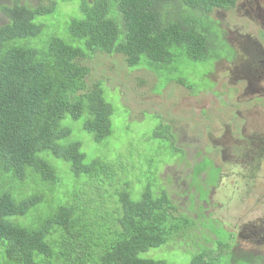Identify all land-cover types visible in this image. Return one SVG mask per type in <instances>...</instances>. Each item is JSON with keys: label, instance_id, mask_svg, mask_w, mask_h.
Returning <instances> with one entry per match:
<instances>
[{"label": "trees", "instance_id": "trees-1", "mask_svg": "<svg viewBox=\"0 0 264 264\" xmlns=\"http://www.w3.org/2000/svg\"><path fill=\"white\" fill-rule=\"evenodd\" d=\"M236 1L80 0V15L57 32L41 19L53 11L54 1H48L51 7L39 2L2 7L8 22L0 25V264H173L144 255L160 250L173 258L176 247L170 248V242L189 252L187 264H264V251L243 245L248 251L238 256L229 240L204 228V220V230L198 236L193 232L212 188L220 198L224 176L239 185L237 161L215 167L211 148L209 153L204 145L193 153L182 148L176 124H164L161 116L153 140H167L181 150L174 164L186 172L188 202L184 192L171 190L169 176L163 183L158 175L169 162L151 174L154 190L147 186L134 198L133 190L140 188L135 189L130 172L137 171L141 159L133 149L122 154L126 168L119 159L101 157H109L107 151L93 149L88 158L81 141L64 140L70 130L61 125L69 116L81 120L96 143L116 140L111 131L115 97L101 79L88 84V60L94 54H117L132 71H147L158 95L172 81L194 90L184 72L194 70L189 62L213 64L214 55H222L218 29L224 28L217 17H225ZM212 72L211 65L213 79ZM136 80L137 87L146 84L144 76ZM121 104L128 123L144 124L148 111L140 112V121L132 120ZM11 179L18 181V189L21 181L33 184L30 194L18 198L6 190ZM64 179L69 187L62 185ZM173 193L182 198L179 203ZM228 233L236 244L234 230Z\"/></svg>", "mask_w": 264, "mask_h": 264}, {"label": "rangeland", "instance_id": "rangeland-1", "mask_svg": "<svg viewBox=\"0 0 264 264\" xmlns=\"http://www.w3.org/2000/svg\"><path fill=\"white\" fill-rule=\"evenodd\" d=\"M13 1L9 3V0H0V23L5 21V16L1 11L2 7L4 5H13L15 3ZM23 1H28L30 5H35L39 2V0H18L21 4ZM48 1L49 0H46L43 4L48 3ZM51 1H54L53 11L51 10L52 12L49 13V15L41 19L51 32L63 31L65 24L70 19L80 15V0ZM240 1L241 0H238V3ZM86 2L89 3L88 0H86ZM259 3L264 8V0H261ZM48 5L51 7L50 2ZM235 10L236 8L232 9L231 12H227L225 17H220L219 20L221 23L228 21L231 26H239L245 29L249 28L248 30H257L259 28L256 18H250L248 12L243 14L242 10L238 9L236 12ZM219 50L220 53L224 55L228 47L224 43ZM189 63L195 64V66H192L194 70L191 72L185 71L184 73L194 90L190 91L172 81L170 82L168 91L164 90L158 95V88H152V83L155 82V79L153 77H148L147 71H132L126 67V64H123L121 56L117 54H94L92 58L88 60V64L91 67V72L88 76V84H91L97 79H101L102 84L111 91V95L115 97L112 105L111 131L117 134L116 140L114 143L106 139L102 143H96L93 135L82 129L81 120H74L69 116L61 120V125L68 127L70 130L69 136L64 140L75 139L81 141L82 149L85 150L88 158L94 155L90 153L93 149L98 150V152L107 151L109 157L103 155H101V157L110 161L114 160L115 162L119 159L122 168L128 167L125 158L122 156L124 150L133 149L134 157L141 159L138 163L137 171L130 172V181H135V189L140 188L138 191H135L131 186L134 191V198H138L139 192L147 186H150L152 190H154L153 185L156 184V182L154 183L152 180L151 174H153L155 170H160L159 167L161 163H173L168 166L163 165L158 175L163 183L165 175L167 178L169 176L172 184L171 190L173 192L180 191L179 195L184 192V202H186L187 189H184V185H182V182L186 181V177H184L186 172L183 167H177V165L174 164L176 156L180 157L181 150L170 146L171 143L167 140H153V129L159 122H163L161 116L164 118V124L165 122L176 124V128H178L181 136L178 145L188 149L191 153L195 151L196 147L199 149L200 146L204 145L203 150L209 153L208 149L211 148V146L205 144L217 143L219 130L222 129V124L230 120H234L237 123L232 114L233 109L239 107L242 110L246 105L251 106L252 104L249 102L238 104L229 94L231 92V85L226 82L224 78H217L214 76L213 79L215 80H213L212 77H210L211 60L210 62L202 61L200 63ZM160 75L164 77L163 72H161ZM138 76H144L146 78V84L142 87L136 86V84H138L136 80ZM210 78L216 83L214 88L211 87L213 82ZM203 88H205L204 91L194 94V91L197 92ZM120 101L129 109V119L140 121V112L142 110L148 111L149 113L146 114L144 124L142 125L141 122L128 123L126 121V111ZM252 102H254V100H252ZM261 103L264 105L263 101H261ZM151 111L159 115H154L150 113ZM206 130L209 131L211 137L214 136L213 132L216 133L217 138L215 141L207 137ZM109 137L110 135L108 138ZM191 153L189 156L190 159L192 158ZM173 176H178L176 182L172 179ZM222 182H224L225 185L222 188L221 199L214 195H210L208 203H203L204 209L200 211L203 217L195 222L193 232L198 236L204 228H210L221 240H229L233 246V250L238 256L245 254L248 249L256 253H261V248H263L264 251V244L255 242L257 236H253L252 238H254V240H250L248 243L240 238V240L243 241H235V244L230 238L232 233L228 232L233 231L236 225L247 221H254V219L259 217L261 212L264 211V206H261L264 205L263 198H261L262 201L260 203H255L256 201L254 199L259 195L249 193L246 196L243 183L240 182L239 185L234 186L233 180L227 176L222 178ZM17 183L18 181H13V179L7 181L5 186L6 190L12 192L18 198L30 194V188L33 187V184L21 181L18 189ZM62 185H68L67 187H69L65 179L62 180ZM62 190H64V186L57 194L60 197L64 195ZM234 190L242 196H237ZM173 196L177 199L178 203L182 200V198H179L175 193H173ZM45 210H42L41 214H43ZM192 213L194 217H196L195 212ZM202 220H204L202 225L206 226L204 228L200 225ZM258 226H262V224ZM248 230L250 229H247V234ZM243 245H248V249ZM169 246L170 248L173 246L176 247L173 248L174 252H171L173 258L168 257L166 252L165 254L160 250H148L144 255L147 257L153 255L160 260L167 258L168 260H173V264H187V259L190 256L189 252L182 251L181 245L176 243L170 242ZM252 251L251 253H253ZM263 251L261 254H263Z\"/></svg>", "mask_w": 264, "mask_h": 264}, {"label": "flooded vegetation", "instance_id": "flooded-vegetation-1", "mask_svg": "<svg viewBox=\"0 0 264 264\" xmlns=\"http://www.w3.org/2000/svg\"><path fill=\"white\" fill-rule=\"evenodd\" d=\"M237 2L238 0L235 4L236 10H242L243 14H246V11L251 12L250 18H256L259 28L257 30L244 28L245 31H242L240 28H230L232 26L228 21L218 24L224 28L223 31L218 30L222 33L228 50L219 57L214 55L211 75L224 78L233 86H230L229 94L235 102L252 104L251 106L246 105L242 110L239 107L233 109L232 114L237 123L230 120L222 124L223 131L217 140V145L211 143V155L213 159L215 158V167L220 166L221 163L230 164L233 159L237 161L242 172L241 176L234 180L243 183L246 196L249 193L259 195L254 200L255 203H260L261 198L264 201V105L261 103V101L264 102V8L255 0H253V5L248 0ZM220 17L222 15L217 19ZM215 86L216 83L213 82L212 88ZM216 138L214 136L210 140L215 141ZM237 145H240L241 148L236 147ZM172 178L176 182L178 176ZM186 184L182 182V185ZM213 192L212 188L210 194L212 195ZM181 204L185 205L183 201ZM260 224L262 226H258ZM247 229H250L248 234ZM263 232L264 211L254 221L234 226L237 242L245 240L248 243V241L254 240L253 236H257L255 242L264 244ZM240 238L243 240L241 241ZM261 250L263 251V248Z\"/></svg>", "mask_w": 264, "mask_h": 264}, {"label": "clouds", "instance_id": "clouds-1", "mask_svg": "<svg viewBox=\"0 0 264 264\" xmlns=\"http://www.w3.org/2000/svg\"><path fill=\"white\" fill-rule=\"evenodd\" d=\"M249 1V3L251 4V5H253V0H248ZM256 1V0H255ZM257 2V1H256ZM238 3V2H237ZM259 3V2H258ZM260 4V3H259ZM236 8V5L234 6V7H232L230 10H232V9H235ZM2 11V10H1ZM247 12V11H246ZM2 13L4 14V16H5V21L3 22V23H0V25H2V24H5L6 22H8V19H7V16H6V14L2 11ZM249 13V17L252 15L251 14V12H248Z\"/></svg>", "mask_w": 264, "mask_h": 264}, {"label": "crops", "instance_id": "crops-1", "mask_svg": "<svg viewBox=\"0 0 264 264\" xmlns=\"http://www.w3.org/2000/svg\"><path fill=\"white\" fill-rule=\"evenodd\" d=\"M13 0H9V3L10 2H12ZM13 2H18V0H16V1H13ZM46 2V0H39V3H45ZM19 3V2H18ZM26 3H28L29 4V2L28 1H23L22 2V4H26ZM49 4V2L48 3H46L45 5H48ZM14 5V4H13ZM5 6H8V5H5ZM12 6V5H11ZM4 8V7H3Z\"/></svg>", "mask_w": 264, "mask_h": 264}]
</instances>
